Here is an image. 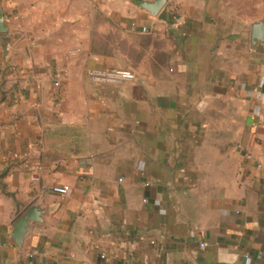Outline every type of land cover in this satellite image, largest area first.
I'll use <instances>...</instances> for the list:
<instances>
[{
  "label": "crops",
  "instance_id": "crops-1",
  "mask_svg": "<svg viewBox=\"0 0 264 264\" xmlns=\"http://www.w3.org/2000/svg\"><path fill=\"white\" fill-rule=\"evenodd\" d=\"M141 1L0 0V264H264V0Z\"/></svg>",
  "mask_w": 264,
  "mask_h": 264
},
{
  "label": "water",
  "instance_id": "water-1",
  "mask_svg": "<svg viewBox=\"0 0 264 264\" xmlns=\"http://www.w3.org/2000/svg\"><path fill=\"white\" fill-rule=\"evenodd\" d=\"M166 0H153L150 2L141 1L138 6L148 12L151 16L156 17L164 7ZM7 32V26L3 17L0 15V34ZM251 47L254 48L258 44H264V18L255 22L251 26L250 34ZM45 155L44 158H48ZM46 209L38 204H32L27 210L20 215L12 225L10 240L15 244L18 250L21 249L24 238L28 235L33 224H39L44 221Z\"/></svg>",
  "mask_w": 264,
  "mask_h": 264
},
{
  "label": "built area",
  "instance_id": "built-area-1",
  "mask_svg": "<svg viewBox=\"0 0 264 264\" xmlns=\"http://www.w3.org/2000/svg\"><path fill=\"white\" fill-rule=\"evenodd\" d=\"M87 76L95 82L107 84H119L133 79V75L130 72L120 69L89 70ZM54 87H59L58 81L54 82ZM51 190L61 198L66 197L69 193L68 186H55Z\"/></svg>",
  "mask_w": 264,
  "mask_h": 264
}]
</instances>
